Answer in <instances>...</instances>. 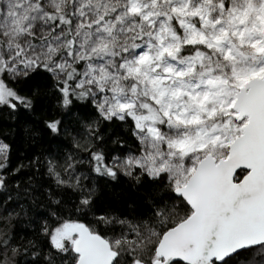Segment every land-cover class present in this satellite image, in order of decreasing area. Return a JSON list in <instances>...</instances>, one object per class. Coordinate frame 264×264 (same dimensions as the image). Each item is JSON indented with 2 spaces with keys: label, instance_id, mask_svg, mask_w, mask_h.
I'll list each match as a JSON object with an SVG mask.
<instances>
[{
  "label": "snow or ice",
  "instance_id": "6c2138e0",
  "mask_svg": "<svg viewBox=\"0 0 264 264\" xmlns=\"http://www.w3.org/2000/svg\"><path fill=\"white\" fill-rule=\"evenodd\" d=\"M0 264H264V0H0Z\"/></svg>",
  "mask_w": 264,
  "mask_h": 264
}]
</instances>
